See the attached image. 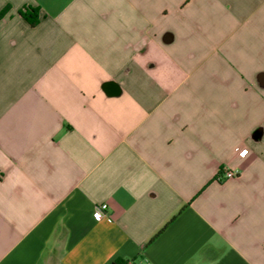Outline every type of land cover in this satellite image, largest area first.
<instances>
[{"label":"crops","instance_id":"crops-1","mask_svg":"<svg viewBox=\"0 0 264 264\" xmlns=\"http://www.w3.org/2000/svg\"><path fill=\"white\" fill-rule=\"evenodd\" d=\"M7 7L0 264H264V0Z\"/></svg>","mask_w":264,"mask_h":264},{"label":"built area","instance_id":"built-area-1","mask_svg":"<svg viewBox=\"0 0 264 264\" xmlns=\"http://www.w3.org/2000/svg\"><path fill=\"white\" fill-rule=\"evenodd\" d=\"M247 153V151H240V155H245ZM236 173L233 172L232 170H229V169H223L221 170L219 176H218V180L220 182H223L225 180H230V179H234L236 177ZM108 207L107 205H102L100 207L97 208L96 212H95V217L98 219V220H103V219H106L107 218V214H106V211H107ZM129 264H133V263H129Z\"/></svg>","mask_w":264,"mask_h":264},{"label":"trees","instance_id":"trees-1","mask_svg":"<svg viewBox=\"0 0 264 264\" xmlns=\"http://www.w3.org/2000/svg\"><path fill=\"white\" fill-rule=\"evenodd\" d=\"M9 11V7L5 8L0 13V19L5 16V14ZM22 18L28 22L31 26H36L39 22V16L37 10L28 8L21 12ZM118 264H129L128 262H120Z\"/></svg>","mask_w":264,"mask_h":264}]
</instances>
